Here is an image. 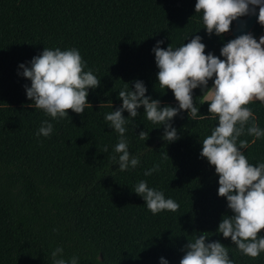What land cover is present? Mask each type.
Here are the masks:
<instances>
[{"label": "trees", "instance_id": "16d2710c", "mask_svg": "<svg viewBox=\"0 0 264 264\" xmlns=\"http://www.w3.org/2000/svg\"><path fill=\"white\" fill-rule=\"evenodd\" d=\"M195 3L0 0V264H54L57 247L66 260L78 257V264H160L161 258L179 264L188 241L201 233H208V242L228 247L234 264H264V253L252 259L217 233L222 217L232 213L218 196L215 168L200 156L217 120H193L182 111L171 122L179 139L169 143L162 138V125L148 121L142 107L134 119L125 111V138L140 164L118 171L114 148L120 137L104 117L122 106L118 97L125 84L134 90V82L141 81L161 107L178 106L173 93L158 84L152 51L157 42L175 49L199 35L205 54L220 57L223 45L234 39L231 31L209 36ZM263 31L256 21L251 33ZM44 48L78 49L85 71L101 80L100 87L89 89L92 108L83 115L69 110V117L53 120L29 107L33 101L25 86L31 81L19 66H30ZM202 95L200 88L193 91L194 106L208 115ZM249 107L264 129V103ZM45 120L53 124L47 138L36 134ZM141 131L148 132L147 141L139 138ZM240 139L249 141L242 151L250 163L264 162V137L255 143L252 136ZM155 165L159 170L145 176ZM140 181L179 209L153 215L133 192Z\"/></svg>", "mask_w": 264, "mask_h": 264}, {"label": "clouds", "instance_id": "9594fccd", "mask_svg": "<svg viewBox=\"0 0 264 264\" xmlns=\"http://www.w3.org/2000/svg\"><path fill=\"white\" fill-rule=\"evenodd\" d=\"M259 9L257 23L264 26V0H196L195 13L202 14L204 30L209 36L223 37L231 31L234 21L246 16H255ZM202 37L194 35L188 43L178 48L171 44L164 49V41H158L153 48L158 68L157 80L161 89L170 90L177 107L165 105L146 95L147 88L141 81L134 82V90L119 92L122 106L105 115L110 127L119 134L114 151L118 154V171L135 169L140 164L139 155L129 152L125 138L128 118H136L138 109H144L148 121L162 125L163 139L175 142L179 139L173 119L180 112H187L193 120L212 119L218 124L202 141L200 156L215 168L218 176V196L225 198L232 215H224L217 233L230 239L237 250L245 256L256 259L264 253V162L254 165L249 162L243 149L249 141L240 137L252 136L255 140L264 137V129L257 124V117L249 107L253 102L264 103V35L257 41L252 34L240 35L226 42L220 49V57L205 54L206 45ZM23 77L31 81L25 86L27 98L33 101L29 107L42 110L53 120L69 117V110L83 115L86 108H92L87 97L89 89L101 86V80L92 70L85 71L86 63L78 49L54 50L44 48L34 57L30 66L21 64ZM209 81H213L209 88ZM200 88L203 104H208V115H200L194 106L193 91ZM129 114L126 119L124 112ZM53 133V124L42 122L36 133L45 138ZM146 140L148 132L139 133ZM107 146L104 152H107ZM167 158H169L167 156ZM115 160L116 157L114 156ZM159 170V165L145 171L150 176ZM143 198L147 209L156 215L165 210L176 212L180 205L173 199H166L164 193L150 188L146 181H140L133 191ZM208 233L188 241L179 264H234L228 247L218 240L208 242ZM54 264H78V257L63 258V248L52 252ZM160 264H168L161 258Z\"/></svg>", "mask_w": 264, "mask_h": 264}, {"label": "water", "instance_id": "95a60500", "mask_svg": "<svg viewBox=\"0 0 264 264\" xmlns=\"http://www.w3.org/2000/svg\"><path fill=\"white\" fill-rule=\"evenodd\" d=\"M259 9L256 10L255 16H246L243 18H239L238 20L233 22V27L231 30V35L233 38H237L240 35L251 33L252 28L254 27L257 18H258ZM99 260H102L101 254L99 255Z\"/></svg>", "mask_w": 264, "mask_h": 264}, {"label": "crops", "instance_id": "0c3cea01", "mask_svg": "<svg viewBox=\"0 0 264 264\" xmlns=\"http://www.w3.org/2000/svg\"><path fill=\"white\" fill-rule=\"evenodd\" d=\"M262 35H264V31L260 34V35H258V36H254V38H256L257 39V41L259 40V38L262 36Z\"/></svg>", "mask_w": 264, "mask_h": 264}, {"label": "rangeland", "instance_id": "374dc122", "mask_svg": "<svg viewBox=\"0 0 264 264\" xmlns=\"http://www.w3.org/2000/svg\"><path fill=\"white\" fill-rule=\"evenodd\" d=\"M250 34H252V33H250ZM253 35V34H252ZM254 36V35H253Z\"/></svg>", "mask_w": 264, "mask_h": 264}]
</instances>
